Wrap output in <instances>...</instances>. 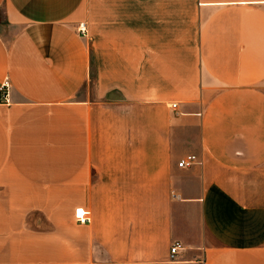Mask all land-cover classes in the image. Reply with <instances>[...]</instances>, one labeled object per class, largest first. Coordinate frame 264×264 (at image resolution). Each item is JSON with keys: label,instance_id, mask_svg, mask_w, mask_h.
Returning <instances> with one entry per match:
<instances>
[{"label": "crops", "instance_id": "1", "mask_svg": "<svg viewBox=\"0 0 264 264\" xmlns=\"http://www.w3.org/2000/svg\"><path fill=\"white\" fill-rule=\"evenodd\" d=\"M0 264H264V0H0Z\"/></svg>", "mask_w": 264, "mask_h": 264}, {"label": "built area", "instance_id": "2", "mask_svg": "<svg viewBox=\"0 0 264 264\" xmlns=\"http://www.w3.org/2000/svg\"><path fill=\"white\" fill-rule=\"evenodd\" d=\"M78 31L82 34V35H88V26L87 23L83 22L81 24H79L78 26ZM9 86V82L8 80L5 81V83L2 86V91L4 92ZM173 107H177V103H174L172 105ZM197 162V156L196 155H189L183 159H181L178 163L179 166L184 167V166H188L191 165L193 163ZM89 211L84 210L83 208H78L77 209V217L81 220V222H86L89 220ZM182 244L180 241H175L172 246H171V256L173 258L176 257V254L178 252V250L181 248Z\"/></svg>", "mask_w": 264, "mask_h": 264}]
</instances>
